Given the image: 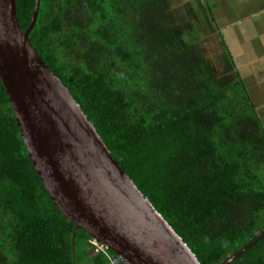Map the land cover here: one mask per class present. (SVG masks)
Instances as JSON below:
<instances>
[{
	"label": "trees",
	"instance_id": "1",
	"mask_svg": "<svg viewBox=\"0 0 264 264\" xmlns=\"http://www.w3.org/2000/svg\"><path fill=\"white\" fill-rule=\"evenodd\" d=\"M24 31L34 0H15ZM28 40L201 264L264 232V126L165 0H39ZM227 72V71H226ZM53 204L0 79V264H109ZM228 264H264V238Z\"/></svg>",
	"mask_w": 264,
	"mask_h": 264
},
{
	"label": "water",
	"instance_id": "2",
	"mask_svg": "<svg viewBox=\"0 0 264 264\" xmlns=\"http://www.w3.org/2000/svg\"><path fill=\"white\" fill-rule=\"evenodd\" d=\"M22 31L15 0H0V79L33 168L75 228L130 264H201L136 187L61 80ZM264 238V232L220 264Z\"/></svg>",
	"mask_w": 264,
	"mask_h": 264
},
{
	"label": "crops",
	"instance_id": "3",
	"mask_svg": "<svg viewBox=\"0 0 264 264\" xmlns=\"http://www.w3.org/2000/svg\"><path fill=\"white\" fill-rule=\"evenodd\" d=\"M165 2L169 12H175L176 9L180 11L184 21L178 26L186 30L192 28L198 46L204 41L228 54L229 61L222 59L221 63L229 64L237 70L234 75L238 73L244 84L252 85L254 94L245 86L264 126V0Z\"/></svg>",
	"mask_w": 264,
	"mask_h": 264
},
{
	"label": "rangeland",
	"instance_id": "4",
	"mask_svg": "<svg viewBox=\"0 0 264 264\" xmlns=\"http://www.w3.org/2000/svg\"><path fill=\"white\" fill-rule=\"evenodd\" d=\"M171 14L174 18V25L175 26L181 25L182 22L184 21V17L180 16V11L176 9L175 12L173 11V12H171ZM208 42H210V41H208ZM200 43H201L200 49H201L203 55L210 62V65L213 67L215 75L216 76H223V78H224V75L227 77H230V78H235L234 72H237V70L232 69V67L229 64L223 65V63H221L222 59L227 60L229 58L228 54H226L224 51H218L217 47L207 45L204 41L200 42ZM227 61H229V60H227ZM239 65H243V63L239 64ZM239 65H237L238 66L237 68H239ZM238 70H240V68ZM245 85H247V87L249 88V90L252 94L255 93V91L253 90L254 88L252 87L251 84L248 83ZM90 240H92V239H90ZM92 242H95V241H92ZM94 248H95V246H94ZM94 248L92 249L93 252H95Z\"/></svg>",
	"mask_w": 264,
	"mask_h": 264
},
{
	"label": "built area",
	"instance_id": "5",
	"mask_svg": "<svg viewBox=\"0 0 264 264\" xmlns=\"http://www.w3.org/2000/svg\"><path fill=\"white\" fill-rule=\"evenodd\" d=\"M90 243H92L95 248L94 251L97 252L98 250H102L104 251V249H106V247H104L102 244L97 243V242H92L93 240H89ZM98 244V245H97ZM116 257L113 256H109L108 258L110 259L109 264H130L128 261H126L122 256L116 254Z\"/></svg>",
	"mask_w": 264,
	"mask_h": 264
}]
</instances>
